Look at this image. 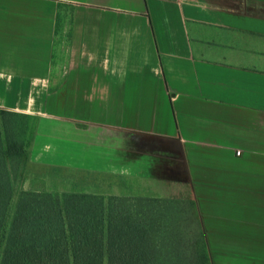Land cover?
Wrapping results in <instances>:
<instances>
[{
    "label": "crops",
    "instance_id": "1",
    "mask_svg": "<svg viewBox=\"0 0 264 264\" xmlns=\"http://www.w3.org/2000/svg\"><path fill=\"white\" fill-rule=\"evenodd\" d=\"M0 109L37 120L28 182L171 201L211 264H264V0H0Z\"/></svg>",
    "mask_w": 264,
    "mask_h": 264
},
{
    "label": "trees",
    "instance_id": "2",
    "mask_svg": "<svg viewBox=\"0 0 264 264\" xmlns=\"http://www.w3.org/2000/svg\"><path fill=\"white\" fill-rule=\"evenodd\" d=\"M36 127L0 109V264H211L171 201L25 189Z\"/></svg>",
    "mask_w": 264,
    "mask_h": 264
},
{
    "label": "rangeland",
    "instance_id": "3",
    "mask_svg": "<svg viewBox=\"0 0 264 264\" xmlns=\"http://www.w3.org/2000/svg\"><path fill=\"white\" fill-rule=\"evenodd\" d=\"M55 171H52V170H48V172H47V175L49 176H53V177H51L49 180H48V182H49V184L47 183V187L49 188V189H51V190H57V191H61L62 190V188H61V185H60V177H59V173L57 172L56 174L54 173ZM36 189V190H42V186H41V184L38 182V181H36V182H28V184H27V186H25V189ZM89 189V191H91V189L90 188H88ZM117 197H124V196H117ZM131 198H142V197H140L138 194L137 195H135L134 197H131ZM13 202H14V200H13ZM12 202V203H13Z\"/></svg>",
    "mask_w": 264,
    "mask_h": 264
}]
</instances>
